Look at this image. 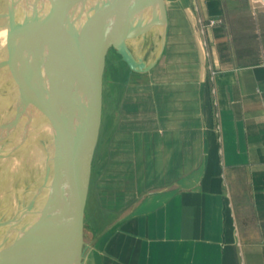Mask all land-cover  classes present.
<instances>
[{"label":"crops","instance_id":"obj_1","mask_svg":"<svg viewBox=\"0 0 264 264\" xmlns=\"http://www.w3.org/2000/svg\"><path fill=\"white\" fill-rule=\"evenodd\" d=\"M165 1L159 61L107 80L81 264H264V0Z\"/></svg>","mask_w":264,"mask_h":264},{"label":"water","instance_id":"obj_2","mask_svg":"<svg viewBox=\"0 0 264 264\" xmlns=\"http://www.w3.org/2000/svg\"><path fill=\"white\" fill-rule=\"evenodd\" d=\"M63 1L68 9L75 7L83 20L80 33L85 36L84 45L73 41L70 30L59 26L62 40L53 41L48 49V70L43 72L38 59L40 43L45 34L49 35V20L54 18L37 9L34 21L19 33L18 42L0 60L19 81L15 91L18 98L37 105L50 126L49 132L38 133L36 138V147L46 156L36 172L39 178L25 177V189L9 190L12 194L0 197V204L4 202L0 228L5 227L2 241L0 237V264H81L85 204L101 127L107 54L112 50L122 69L141 74L156 65L166 46L165 0ZM75 45H79L77 50ZM16 115L22 118L19 110ZM22 124L23 129L34 124L39 132L43 127L32 120ZM10 136L2 134L0 144L5 139L7 145ZM23 153L10 150L8 154L19 157Z\"/></svg>","mask_w":264,"mask_h":264},{"label":"bare ground","instance_id":"obj_3","mask_svg":"<svg viewBox=\"0 0 264 264\" xmlns=\"http://www.w3.org/2000/svg\"><path fill=\"white\" fill-rule=\"evenodd\" d=\"M10 1L12 2L11 5L9 4ZM54 1H56L57 4L54 3ZM37 9L38 13L40 9H42L43 12H48V14L50 13V15L52 14L51 16H53L54 18L49 20V27L47 29L49 35L45 34V36L42 37V43H40L41 50L38 55V59L42 64V71L44 72L45 69L48 70L46 58L48 49H51L53 41H56L58 39L60 41L62 40V38L60 37V35L62 34L61 28H63L64 30H70L71 38H73V41L74 39H76L77 42L79 40V42H81L79 44L84 45L83 38L85 39V36L83 35V33H80V30L82 31V28H84V24L75 7H69L68 9L67 2H64L63 0H0V60H4V58L8 54L9 48L12 45L14 46L18 42V40L20 39L19 33L27 29L29 23L31 21H34V14ZM78 11L80 12V8L78 9ZM1 26L5 27V29L2 30L3 28L1 29ZM78 46L75 45V49L78 48ZM0 76V84L4 86L5 89H9V91L12 93V95H9L8 93L4 94L1 105L6 102H14L15 110H19V113L22 115V118H18L15 114V119L11 117L12 121L14 120L13 122L11 120L5 122L6 124H4L3 127L5 129L4 131L1 130L2 133H0V138H2L3 133H5V135H11L13 137L7 145H0V148L8 147L9 152L10 150H12L16 154L17 151H22L21 148L25 144V142H27L29 133H27L24 129V131L20 130L19 127L15 128L14 130V128H12V125L15 126L17 125V123L20 124L21 122L28 123V121L31 120L36 121L35 119H31L32 113H35L40 109L32 101L27 99V101L23 102L24 98H18V94L16 95L15 91L16 85L17 83H19V81L18 79L16 80V78L14 79V75H12L9 67L7 65H3L2 62L0 63ZM3 115H5V113H3ZM19 119L21 121L20 123ZM26 129L28 130V128ZM13 130L15 131V134ZM19 130L21 132H19ZM46 131H50L48 125L47 127H44L42 134ZM36 146V141H33L26 151L24 158V167L22 164H20L22 156H19V160L18 156L13 157V155L8 154L10 156V158H8L6 152L1 154L3 156L0 162L1 193L6 190V186L8 185V182L11 178L13 180L22 178L24 179V177H28V179L32 180H34L35 178H39L36 176V166L41 162L43 163L46 156L44 155L45 152L43 151V149H41L39 160H37L35 153ZM10 190L13 191V189ZM2 210L3 206L1 205L0 212ZM4 229L5 227L0 228L1 241L3 240L2 236L5 231Z\"/></svg>","mask_w":264,"mask_h":264},{"label":"rangeland","instance_id":"obj_4","mask_svg":"<svg viewBox=\"0 0 264 264\" xmlns=\"http://www.w3.org/2000/svg\"><path fill=\"white\" fill-rule=\"evenodd\" d=\"M11 3L12 2L10 1L9 4L11 5ZM1 29L4 30L5 27L1 26ZM114 65H118L120 67V65H122V64L120 63L119 58H117V55L112 50H110L108 52V54H107V63H106L105 74H104V93H105V95H104V104H103V111H102V119H101L100 132H101V129H107V125H108V118H107L108 114H107V104H106V98H107L106 97V93H107V80H109V77L114 72ZM6 93H8L9 95L10 94L12 95V93L9 91V89H5V87L0 84V133H2V131H4V129H5V128H3L4 127V124H6L5 122H7L9 120H12V118L18 112L17 110H15V106H14L15 103L14 102H11V103H7L6 102V103H3L1 105L2 100H3L2 98H3L4 94H6ZM3 113H5V115H3ZM31 119H35L36 120V124H38L40 122L44 127H47V125H48V127L50 128L49 123L47 121H45L44 115L41 112V110H39V111H37L35 113H32V118ZM20 122L21 121L19 119V123ZM22 123L23 122H21L20 124L17 123V125H15V126L12 125V128L15 129V128H18L19 127V129L23 131V124ZM12 124H14V123H12ZM26 128L27 127H25L24 129L29 134H28L27 142H25V144L21 148L22 152L24 151V153H23V155L21 157V162H20V164H22L23 167H24V158H25L26 151L28 150V148L31 145V143L33 141H36V138H37L38 133L39 134H42V132H43V127H42L41 131L39 132L36 129V126H34V124L33 125H30V127H28V130ZM20 130H19V132H21ZM100 132H99V137H98L99 138L98 139V143H97V146H96V149H95V152H94V156H93V160H92V166H91V173H90V180H89L88 191H90V189L92 188V186H91V184H92L91 179H92L93 175H97V173L99 171V168H100L99 167L100 166L99 160H101V159L98 158V155H99V153L102 154V151H104V148H106V140H105L106 139V130H102V132L101 133ZM103 132H104V134H103ZM3 135L5 136L4 133H3ZM99 141H100V144H99ZM1 143L4 145L5 139L1 140ZM2 144H0V145H2ZM25 145H27L28 148H25ZM36 148H40V147H36ZM41 149L42 148H40V150H38V152L37 151L35 152L36 153L37 160H39V156H40V153H41ZM5 152H6L7 157L10 158V156L8 155V153H9L8 147H6V148H0V162H1L2 157H3L1 154L5 153ZM18 159H19V157H18ZM41 167H43V163L42 162L40 164H37V166H36V172ZM13 178H14V176H13ZM25 179H26L25 177H24V179L22 178V179H14V180L11 178L9 180V182H8V185L6 186L7 187L6 190L3 189L4 192H2V193L0 192V197L3 196V198H4L5 196H8V195L12 194L13 191L16 188H18L19 191H21L22 189H25L26 182L28 181V180H25ZM10 189H13V191H11L12 193L9 192ZM14 194H17V193H14ZM1 205L3 206L4 205V202L2 204H0V206ZM86 207H87V204H85L84 235L83 236L85 238H88L90 236V233H91V231L89 229V226H88L89 223H90V218H89L90 217L89 216L90 214H88L87 219H85V217H86ZM85 223H86V225H85ZM84 246L85 245H84V239H83V251H85L84 250Z\"/></svg>","mask_w":264,"mask_h":264}]
</instances>
